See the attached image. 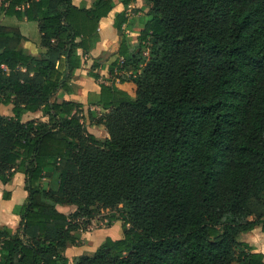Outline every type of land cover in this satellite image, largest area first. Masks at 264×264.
Here are the masks:
<instances>
[{"label":"trees","instance_id":"trees-1","mask_svg":"<svg viewBox=\"0 0 264 264\" xmlns=\"http://www.w3.org/2000/svg\"><path fill=\"white\" fill-rule=\"evenodd\" d=\"M135 1L1 0L0 105L11 115L0 113V182L23 173L27 196L15 231L0 225V264H264L241 237L264 232V0H146L136 17L116 12L109 78L96 61L88 71L99 91L87 118L108 134L99 138L84 105L56 94L75 90L99 20ZM21 22L36 25L39 56L22 46ZM37 111L45 120L22 121ZM53 173L56 189L44 183ZM101 209L106 224L121 219L123 237L68 258Z\"/></svg>","mask_w":264,"mask_h":264},{"label":"crops","instance_id":"crops-1","mask_svg":"<svg viewBox=\"0 0 264 264\" xmlns=\"http://www.w3.org/2000/svg\"><path fill=\"white\" fill-rule=\"evenodd\" d=\"M73 3L77 6H80L83 5V0H73ZM85 5L89 6V4H85ZM133 7H139V5L132 3L129 4L128 6H125L122 3L117 2L114 9L106 17H102L99 20L98 23L99 40L96 43L95 47L88 54H85L84 56L81 57L80 67L75 71L74 78L72 79V83L76 86L75 90L72 93H66L63 90H59L56 94L57 97L61 100H71L82 103L84 105L83 115L85 117H87V111L89 108L88 106L89 93H98L99 91L97 82L88 75V71L91 65L93 64V62L96 61L100 65V68L95 70L96 73L100 75L101 79L108 77L107 67L112 61H114L118 57L117 45L118 42H120V36L112 26L114 14L116 12H120L124 10L126 11V15L128 16V18L131 19L133 17L131 16V8ZM139 14L140 11L138 15ZM9 23L15 24V22L13 23L11 20ZM17 25L20 27L21 32L26 37V40H23L21 43L22 46L26 48L31 55L39 56L40 51L38 48V33L37 30H34L36 25L34 23H28V22L17 23ZM135 29L137 28L134 27V30ZM90 109L96 111L97 115L100 114V109L98 107L90 106ZM0 112L3 115H7V116L11 115V105L5 106L1 104ZM38 112L41 111L27 112L23 114L22 121H26L29 119H38L37 117H31V115L36 114ZM40 119L45 120L43 116ZM87 130L100 138L108 137V134L104 126L102 125H97L95 123L90 122V125L87 127ZM49 178H46L44 180L45 184H47ZM56 179L57 180L53 185L52 184L51 185L49 184L48 186L46 185L47 188L56 189L58 184V174H56ZM24 180H25L24 174L21 172H17L13 176L11 183L2 184L0 182V205L4 206L3 210L7 209V213L5 214L3 212L0 213L1 214L0 225H7L13 231H15V229L18 227L20 218L19 216L12 213V209H13L12 207L14 204L15 205L21 204L27 196V192L24 189ZM3 190L10 191L11 193L10 199L8 200L2 199ZM57 209L66 215H70L75 210V207L72 205H57ZM104 222H106V218L104 219ZM94 223L95 221L92 220L91 225H95ZM257 232L260 233V235H258L259 240H257L256 243H252L251 245L261 248L262 246H264V232L260 230V227H256L248 233L249 236L253 238L254 235L257 234ZM106 237H110L112 239H119L123 237V228H122L121 219L118 218L112 221L111 224L104 223L101 224V226H96L93 229L91 228L86 231L85 230L81 231V239H82L81 246L70 245L65 248L64 254L70 259L73 258L74 256L80 255V253H82L83 251V243H84L83 239L86 240L84 244V248L95 250Z\"/></svg>","mask_w":264,"mask_h":264},{"label":"rangeland","instance_id":"rangeland-1","mask_svg":"<svg viewBox=\"0 0 264 264\" xmlns=\"http://www.w3.org/2000/svg\"><path fill=\"white\" fill-rule=\"evenodd\" d=\"M94 0H83V4H90V3H92ZM134 4H138L139 5V7H133V8H131V16H134V17H136V15H138V13H139V11L140 12H145L146 11V9L150 6V3L149 2H147L146 0H136L135 2H134ZM134 27H136L137 29H135L136 31L139 29V26H137V25H135ZM134 30V32H128V31H126L128 34H129V36L130 37H132V44H136V37H137V33H136V31ZM118 46H119V42H118V45H117V48H118ZM114 53H115V51H114ZM109 78V75H108V77L107 78H103V79H108ZM1 113V112H0ZM31 117H37L38 119H40V118H42V112H38V113H36V114H33V115H31ZM83 123H84V125H85V128L87 129V127L90 125V121L88 120V118L87 117H85L84 116V119H83ZM98 137V136H97ZM100 138V137H99ZM56 174L57 173H53L51 176H50V178H49V181L47 182V186L50 184H54L55 182H56ZM17 190V189H16ZM15 190V191H16ZM3 191H6V190H3ZM9 193H10V191H8ZM3 193V192H2ZM14 193H16V192H14ZM11 194V193H10ZM10 199V198H9ZM16 205H18V204H16ZM15 204L13 205V209H14V207L16 206ZM3 207L4 206H1L0 205V213L1 212H3L4 214L5 213H7V209H5V210H3ZM13 209H12V213H13ZM108 213V210L107 209H101L100 210V212H99V214L96 216V221H95V225H91V227L90 228H95L96 226H101V224H104V223H106V222H104V219H105V216H106V214ZM115 213H118V212H115ZM8 214H9V212H8ZM14 214V213H13ZM1 215V214H0ZM16 215V214H15ZM120 215V214H119ZM18 216V215H17ZM82 219H80V221H81ZM2 226V225H1ZM4 226H7V225H4ZM82 226V225H81ZM7 227H9V226H7ZM10 228V227H9ZM258 229V228H257ZM81 228L80 229H78V233H79V235H80V238L78 239V241H76V243H75V246H81V242H82V239H81ZM258 235H260V233L259 232H257V234L256 235H254V237L252 238L251 236H249V233L248 232H246V233H243L242 234V240H244V241H246V242H248L249 244H252V243H256L257 242V240H259L258 239ZM83 241H84V243H83V251H82V253H80V255L81 254H83V253H85V252H93L94 250H91V249H86V248H84V244H85V242H86V240H84L83 239ZM255 247V249H256V251H263L262 253H264V246H262L261 248H258L257 246H254ZM78 256V255H77ZM75 257V256H74Z\"/></svg>","mask_w":264,"mask_h":264},{"label":"built area","instance_id":"built-area-1","mask_svg":"<svg viewBox=\"0 0 264 264\" xmlns=\"http://www.w3.org/2000/svg\"><path fill=\"white\" fill-rule=\"evenodd\" d=\"M3 68H4V66H3Z\"/></svg>","mask_w":264,"mask_h":264}]
</instances>
